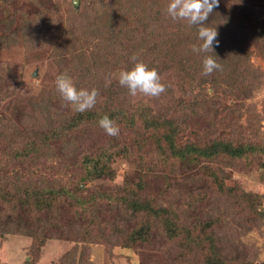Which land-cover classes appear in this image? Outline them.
<instances>
[{
  "label": "rangeland",
  "instance_id": "obj_1",
  "mask_svg": "<svg viewBox=\"0 0 264 264\" xmlns=\"http://www.w3.org/2000/svg\"><path fill=\"white\" fill-rule=\"evenodd\" d=\"M245 1L220 0L213 17L210 14L204 22L219 29V54L226 56L232 47L235 56L220 64L219 74L213 75L217 84L208 77L210 82L203 89L207 98L219 102L209 116L214 139L238 137L246 147L263 149H249L243 158L170 160L158 141L135 144L137 139L129 138L127 132L110 136L88 120L66 147L65 141H57L46 154L24 157L23 150L9 149L7 138H0V163H4L0 177L12 193L7 204L0 201V264H61L65 254L67 264L79 260L82 264H177L175 255L161 250L168 247L162 233L148 247L130 248L87 243L79 237V227L87 220L95 219L99 225L119 220L117 202L137 196L178 215L179 226L186 232L178 243L188 245V262L205 264L218 254L222 264H264V43H258L262 36L245 38L250 23L264 30V0H255L249 12H240ZM162 2L156 0L157 5ZM230 10L235 12L232 19L227 16ZM119 11V0H0V130L23 135L27 116L36 115L34 98L48 97L42 93L55 95L50 102L54 110L68 112V102L55 84L61 72L71 75L78 88L97 89L102 102H112L123 111L148 101L145 96H131L119 84L117 74L134 66L133 55L158 70L159 37H147L143 43L142 37L132 34L128 41L116 44L94 20ZM220 21L224 22L216 23ZM186 28L194 45L197 31L188 23ZM87 31H95V37L87 38ZM75 37L82 39L76 44L78 49L59 56V49ZM81 52L84 57L74 61ZM92 52L100 53L95 57ZM196 67L201 71L203 64L198 62ZM223 70L228 72L222 74ZM160 77L168 96L162 92L151 99L159 97L164 103H171L167 98L171 96L176 102L187 99L196 84L183 82L172 68L161 70ZM13 131L9 132L13 135ZM99 158L106 162V173L91 179L88 175L94 170L88 163ZM31 185L46 187L57 197L50 208L36 209L32 219L27 215L33 211L32 204L26 199L19 203L21 193L15 194ZM77 208L88 213L84 223L76 215Z\"/></svg>",
  "mask_w": 264,
  "mask_h": 264
},
{
  "label": "trees",
  "instance_id": "obj_2",
  "mask_svg": "<svg viewBox=\"0 0 264 264\" xmlns=\"http://www.w3.org/2000/svg\"><path fill=\"white\" fill-rule=\"evenodd\" d=\"M254 1L246 0L241 4L239 11L246 10L249 12ZM119 5L120 11L118 13L111 14L108 12L107 14H102L94 20L95 26L99 27V29H104L105 32L108 31V36L116 44L119 42V44H123L122 41H128L129 35L133 36L134 34L139 39L142 37L144 39L143 43L147 37L152 39V37L158 36L159 43L156 48L158 51L156 58L159 59L157 65L158 73L160 74L161 70L172 68L183 78V82H189L190 86L195 82L196 84L191 88L189 94L186 93L189 97L181 99L179 102L174 101L173 96L167 97L171 98V103H164L159 97H156V99L148 97L151 100H142L133 106L131 111H123L116 108L117 106L112 104V102L110 105L102 102L103 95L97 90L96 103L92 108L78 112L68 102L66 104L68 112L63 113L54 110L50 105L51 100L56 98L55 95L49 92L42 93L43 96L46 95L48 97L44 100L41 99V96L34 98L35 102L38 103V106L33 104L36 115L33 117L27 116L25 121L27 127L23 135H15V131L11 129L0 130V138H5L4 140L7 138V142L11 146L9 149L23 150L20 152L22 156L29 157L34 154H46L51 148L50 145L57 141H65L66 147L68 142L72 141V139L74 140L73 133L83 125L84 121L88 120L99 124L100 118L104 115H108L116 121L119 125L120 133L127 132L129 138H136L137 143L135 144H145L147 140L158 141L160 149L170 160H176L177 158L186 159L189 156L202 157L210 161L220 157L230 158L234 155L243 158L248 154L249 149H263L254 146L246 147L239 143L238 137L236 139H214L211 131L212 122L209 116L212 115L211 109L219 106V102L204 95L206 89L204 86L206 82H210L207 81L208 77H211L214 81L212 83L216 82L213 75L219 74V70H214L207 75L203 73L202 69L201 71L198 70L196 66L198 62L202 63L204 53L193 51V46H198L200 40L198 39L194 45L190 41L186 21L171 19L166 11L167 3L165 0H163L161 5H157L156 0H119ZM216 11L215 9L213 10L212 17ZM234 13L231 11L227 15L228 18H234ZM222 22L224 21L216 23L221 24ZM232 22L229 21V23ZM176 24L178 26H173ZM250 25L252 26L250 30L245 32L246 40L249 41L251 38L262 36L257 41L260 44L264 43V30H261L258 24L252 25L250 23ZM194 27V30L197 31L196 26ZM217 30L219 32V29ZM95 31H87L86 37L88 38L89 35L92 36L91 38L95 37ZM81 40L79 37L68 40L67 46L62 47L64 49H59V56H62L64 52L68 53L78 49L75 47ZM217 40L219 41V36H217ZM237 42H240V40H237ZM98 45V42L94 43L95 48ZM220 45L221 42L218 45L214 43V51L210 50L212 53L209 55L214 56L219 64L224 63L225 60H232L231 56H235L234 49L231 47L230 53L225 56L223 52L219 54ZM102 46L100 45L99 48ZM120 46L128 49L124 45H118V47ZM177 47H181L185 51L181 53L174 52ZM98 53L100 52L96 54L92 52L91 55L96 57ZM83 57V53L77 54L74 61L81 60ZM223 57H226V59ZM226 72L228 71L223 70L222 74ZM163 94L168 96L167 93L163 92ZM224 112L229 115L230 110L225 108ZM9 131H13L14 134L12 135ZM7 135H11V138H8ZM70 135L72 138H69ZM17 155L19 157V153ZM104 163L106 162H104L103 158L89 162L90 169L94 171L88 177L97 179L100 174H105ZM3 166L4 163H0V170ZM22 189L21 192L15 191V194L21 193L19 195V203L26 199V202L29 201L32 204L31 209L33 211L27 212L31 219L34 218L36 209L50 208V203L57 198L54 193L43 186L34 188L31 185L30 188ZM10 191L9 184H5L0 177V201L4 204L8 203V198L12 195ZM119 201L117 202L119 220L116 219L111 223L104 221L101 225L95 219L86 221L88 213L86 211L80 212L77 208V217H80L83 223L86 221L83 227H79V237L84 242L93 243L100 241L110 246L119 244L125 248L139 244L148 247L153 237H157V233H162L168 246L167 248L162 246V252L175 255L179 261L176 262L177 264H194L192 261L188 262L189 259H187L188 253L186 250H188V245L178 243V240L186 232L180 228L177 221L178 215L174 211L157 205L152 199H144L138 196L131 197L128 200L123 198ZM80 204L86 207V203ZM91 214L93 215V212ZM19 230L23 231L24 228H19ZM181 252L182 254L180 255ZM68 260L69 258H66V254L60 259L61 264H67ZM222 263L223 261L219 258V255L213 254L211 259H208L205 264ZM78 264H82L81 260L78 261Z\"/></svg>",
  "mask_w": 264,
  "mask_h": 264
},
{
  "label": "clouds",
  "instance_id": "obj_3",
  "mask_svg": "<svg viewBox=\"0 0 264 264\" xmlns=\"http://www.w3.org/2000/svg\"><path fill=\"white\" fill-rule=\"evenodd\" d=\"M219 2L220 0H169L166 8L169 17L173 20L186 21L189 25L197 28L200 44L198 46L194 45L193 51L208 53L209 50L214 51V43L219 44L217 25L211 26L209 23H204ZM131 59L136 61L134 66L129 69H121L117 74L119 84L126 87L133 97L137 95L145 97L159 96L165 90L166 85L161 82L158 70L149 67L143 61L137 60L135 55ZM202 63V71L205 75L220 68L217 59L212 55H205ZM55 84L61 97L70 102L75 111L83 112L92 108L96 103L97 89L78 88L73 77L67 72H61L57 75ZM98 123L108 135L115 136L119 134V125L108 115L101 117Z\"/></svg>",
  "mask_w": 264,
  "mask_h": 264
},
{
  "label": "water",
  "instance_id": "obj_4",
  "mask_svg": "<svg viewBox=\"0 0 264 264\" xmlns=\"http://www.w3.org/2000/svg\"><path fill=\"white\" fill-rule=\"evenodd\" d=\"M77 5V4H76Z\"/></svg>",
  "mask_w": 264,
  "mask_h": 264
}]
</instances>
